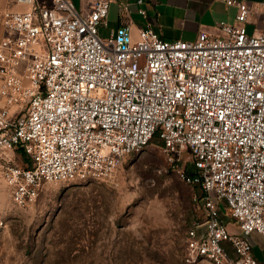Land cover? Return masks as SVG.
<instances>
[{"label": "built area", "instance_id": "obj_1", "mask_svg": "<svg viewBox=\"0 0 264 264\" xmlns=\"http://www.w3.org/2000/svg\"><path fill=\"white\" fill-rule=\"evenodd\" d=\"M114 1L82 15L72 0H17L31 8L3 13L0 182L27 208L47 183L107 178L156 135L179 179L202 192L185 262L262 264L264 32H247L251 8L226 0L236 23L192 42L150 27L134 40L126 23L102 38Z\"/></svg>", "mask_w": 264, "mask_h": 264}, {"label": "rangeland", "instance_id": "obj_2", "mask_svg": "<svg viewBox=\"0 0 264 264\" xmlns=\"http://www.w3.org/2000/svg\"><path fill=\"white\" fill-rule=\"evenodd\" d=\"M175 169L154 139L105 179L45 184L27 208L0 182V264H189L186 233L204 220L202 192ZM253 244L262 260V239Z\"/></svg>", "mask_w": 264, "mask_h": 264}, {"label": "crops", "instance_id": "obj_3", "mask_svg": "<svg viewBox=\"0 0 264 264\" xmlns=\"http://www.w3.org/2000/svg\"><path fill=\"white\" fill-rule=\"evenodd\" d=\"M93 1L72 0L76 11L82 15L90 12ZM138 1L116 0L110 3L107 25L100 26L99 35L108 38L116 28L126 23L130 25L134 40L139 38L141 28L150 27L165 40L192 42L197 39L200 32L223 35L219 24L221 22L235 24L238 14V8L235 5H228L226 0H143L142 4ZM236 1L244 2L251 8L245 23L247 32L263 33L264 0ZM30 8L29 5L18 3L17 0H0V41L7 34L2 22L3 13L25 12ZM140 9L145 10V16L139 13ZM254 236L253 240L261 242L260 236ZM259 260L264 264V258Z\"/></svg>", "mask_w": 264, "mask_h": 264}, {"label": "trees", "instance_id": "obj_4", "mask_svg": "<svg viewBox=\"0 0 264 264\" xmlns=\"http://www.w3.org/2000/svg\"><path fill=\"white\" fill-rule=\"evenodd\" d=\"M154 139H158V136L155 135V136L153 137V139L151 140V142H152ZM151 142H150V143H151ZM158 142H159L160 145L162 144V142H161L159 139H158ZM22 158L24 159V161L26 160V158H25L24 156H23ZM189 171H191V170L189 169Z\"/></svg>", "mask_w": 264, "mask_h": 264}]
</instances>
